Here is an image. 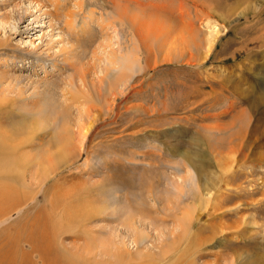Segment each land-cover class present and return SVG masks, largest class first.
Wrapping results in <instances>:
<instances>
[{"label":"rangeland","instance_id":"374dc122","mask_svg":"<svg viewBox=\"0 0 264 264\" xmlns=\"http://www.w3.org/2000/svg\"><path fill=\"white\" fill-rule=\"evenodd\" d=\"M118 4L138 20L110 0H0V140L36 158L27 180L92 125L23 207L73 200L63 214L91 217L57 223L109 264H264V0Z\"/></svg>","mask_w":264,"mask_h":264},{"label":"bare ground","instance_id":"6f19581e","mask_svg":"<svg viewBox=\"0 0 264 264\" xmlns=\"http://www.w3.org/2000/svg\"><path fill=\"white\" fill-rule=\"evenodd\" d=\"M122 1L110 0L115 10V14L121 16L122 14H124V12H126V10L129 11L132 8H135V11H132L130 19L131 21L136 22V20H138L139 18V7L135 5V7L129 9L127 6L125 7V5L118 4ZM135 3L137 4L139 3V1H135ZM65 23V25L72 30V25L66 21ZM218 35H220L218 34V30L216 28L213 29V31L211 32V38L208 43V51L214 45L215 41L218 38ZM5 44L6 40H0V47L4 46ZM60 50L64 51L66 50V48H60ZM129 61V56H121L118 65L121 68H127V62ZM108 73L109 68L105 70V75H108ZM79 75L80 79L82 80V85L84 88H86V91L89 90V86H94L95 84H97H94L93 81H89L91 80L90 78L89 80L86 79L87 72H81ZM120 77L121 75L113 80L112 78H110L109 81L107 80L110 84V87L115 83L117 78ZM97 79H99V77ZM99 81L101 83L102 79H99ZM110 87H108L109 89L107 90H112V88ZM79 90L83 95L82 97H84V101H87V96L84 91L85 89ZM93 90H95V88H93ZM103 94L102 96L106 98L107 96ZM94 97L96 98V95ZM91 126L92 125H88L84 130H82L83 132L79 131L81 134L78 140L77 138L76 140H73V138H71V135H69V137L66 134L60 136V138H62L64 142L61 147L62 152L60 159H57L58 163L56 162L52 164L48 162L47 167L45 169L42 168L43 170L39 169L38 167V175L46 174V178L44 180L40 179L37 186L33 185V183H30L27 180L26 176L27 171H29L31 167L34 166L32 161H34L36 158H31V162H26V160V163H24L23 161L17 159V153L19 152L21 146H17V148L8 146L6 148L5 144L2 142V140H0V264H109L104 260L97 261L94 258L92 249L88 246V244L85 243L86 245H84L78 243V239L81 238L79 237L80 233H76L74 232L75 230H71V227H69L70 225L68 223H57L58 220H60L64 215L67 219H70L72 221H84L86 220L84 218L91 217L90 214H86L83 217H77L75 213H71V215L69 216L63 214V211L65 210H72V208L74 207L72 206L74 205L73 200L67 201L65 197L62 202L63 208L60 209H57L58 203L54 198H52L53 200H47L48 208L43 205L42 207L37 206L35 210L31 212L26 210L27 206L23 207L29 201H33L36 198V193L41 189V186L45 184L49 177L56 173V165L61 164L62 162L67 163L71 161L75 155H79L84 146L85 137L88 134ZM2 155H9L13 162H4ZM28 167H30L29 170ZM32 186H35V188H33ZM75 195H77L78 197V194L75 193ZM19 212L23 214H21V216L19 215L16 220L9 222V219L12 217V215ZM69 212L67 214H69ZM83 236H86V238H88L89 240V231H84ZM67 238H74L75 241L70 242V240V243L66 244L63 241ZM190 264L195 263L191 261ZM213 264L216 263L213 262Z\"/></svg>","mask_w":264,"mask_h":264}]
</instances>
